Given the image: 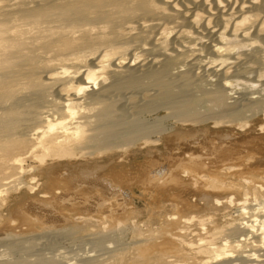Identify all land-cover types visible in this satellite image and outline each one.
Here are the masks:
<instances>
[{
  "label": "bare ground",
  "instance_id": "1",
  "mask_svg": "<svg viewBox=\"0 0 264 264\" xmlns=\"http://www.w3.org/2000/svg\"><path fill=\"white\" fill-rule=\"evenodd\" d=\"M258 61L264 62V0H0V205L8 191H19L0 219V230L13 239L4 249L19 254L0 264H264L260 248L236 258L224 247L199 260L178 244L177 256L170 255L160 247L161 222L137 243L124 242L125 230L116 232L129 224L142 233L130 221L135 184L144 194L151 185L171 194L175 206L185 204L177 191L196 193V203L183 206L192 212L231 204L234 196L221 192L236 188L233 175L247 183L264 175L263 125L256 132L175 135L141 119L164 109L167 118L197 120L199 102L209 104L215 119L256 109L264 80L251 81L257 69L247 72V64ZM234 86L243 92L230 93ZM153 131L163 134V146L145 154L147 170L138 180L122 156L78 160L89 142L108 147L136 135L152 141ZM251 188L262 195L264 184ZM257 205L264 212V200ZM173 214L174 239L198 229H190L195 215ZM248 217L238 227L264 245V220ZM76 238L89 246L59 251L60 239Z\"/></svg>",
  "mask_w": 264,
  "mask_h": 264
},
{
  "label": "rangeland",
  "instance_id": "2",
  "mask_svg": "<svg viewBox=\"0 0 264 264\" xmlns=\"http://www.w3.org/2000/svg\"><path fill=\"white\" fill-rule=\"evenodd\" d=\"M207 25V24H206ZM206 25L202 26V30H206ZM192 42L188 41L186 46L191 45ZM256 67V68H254ZM257 69V71H253V75L250 80L252 81L255 79L256 81L264 80V62L258 61L257 64L253 62H248L247 64V72ZM243 92V88L239 86H234L230 93L234 95H238ZM198 94V93H197ZM157 100L150 99L149 102L152 105L157 106ZM198 108L200 112V117L197 120H176L174 118H167L165 117L166 112L164 109H159L157 111H153L147 113L145 111L142 113L141 119L150 122L151 127L153 130H159L160 128H164L166 131L173 133L175 135L181 133H188V134H195L198 132H202L204 129L210 130H230L235 129L236 131L240 130H253L256 132L258 131V125L264 126V102L263 105L258 106L256 109H249V108H240L235 111H232L230 115L221 119H215L214 117L210 116V108L209 104L206 102L198 103ZM162 118L160 123H157L158 118ZM150 139L152 141H148L140 135H136L132 137L130 140H125L121 138L119 141L113 142L112 145L108 147L102 146L100 141H92L88 143L87 152L83 153L78 160L81 161L82 164L100 162V163H107L110 159L117 160V157L122 156L125 159L127 167H129L131 174L134 175L138 180L137 177L142 174L145 170H147V165H143L145 163V154L159 151L162 149L163 146V134H159L156 131L149 133ZM100 144V145H97ZM77 153H80L79 150H76ZM152 154V153H151ZM140 162V163H139ZM142 162V163H141ZM28 164H34L32 162H28ZM245 166V165H244ZM244 166H240L238 171H245ZM242 167V168H241ZM264 168V166H260V168ZM133 171V172H132ZM131 175V176H133ZM240 176V175H239ZM238 176V174L233 175L231 181H233L237 186H242L239 188L236 186L234 189H229L222 191V195H233L234 200L233 202L220 204L214 208H203L204 206H198L196 210H191L192 212H186L188 209H183L184 205H191V203H196L194 200L195 194L185 193L182 191H177V198L185 204L175 206L173 196L170 194H166L163 192H153L155 189L154 185L149 186L148 189L152 190L151 193H142L137 184L131 186L134 193V199L132 197L131 202L134 208V213L131 215L133 218H130V221L135 220L138 222L142 229V233L140 235H136L132 225L124 224L121 226V229L116 231L117 233L122 232L125 230L124 242H130L134 240L141 239V236L150 235L148 234V230L153 228L154 230L158 228L159 222H161L163 228V239L166 243L161 242L160 247L163 249H168L170 251V255L177 256L175 253L176 246H181L182 250L185 252H192L197 256V259H207L209 255L213 254L214 251L220 252L222 248L227 247L230 252L236 254V258L242 256L243 252H252L257 251L260 248V252L264 251V245H261L262 242H259V239L256 238V241L252 242L251 240H247L248 234L251 231H246L241 227H238L239 222L242 218L250 220L251 218L248 216H255L261 220H264V212L262 210L257 209V203L264 200V189L262 191V195L256 193V196L252 193V185L256 184H264V175H258V173L253 174L256 178L253 182L247 183V181H243L244 179ZM260 176V177H259ZM29 177V176H28ZM36 178H38L36 176ZM184 179V175L182 177ZM241 180V181H240ZM257 180V181H256ZM261 182H260V181ZM114 181V180H113ZM122 184L124 185L125 181L121 180ZM119 182V181H118ZM258 182V183H257ZM260 182V183H259ZM41 183V180L38 181ZM113 184V183H112ZM116 184V183H115ZM119 186V184L117 183ZM241 185V186H240ZM137 188V189H136ZM208 191V190H205ZM245 191H247V195L244 196ZM19 192V191H18ZM13 189L8 191L7 196L8 199L2 205H0V219H3L7 216L8 209L15 204L14 196H19V193ZM117 191H114L113 194H116ZM176 192V193H177ZM230 192V193H228ZM120 192H117L119 195ZM227 193V194H226ZM189 196H188V195ZM137 196V197H136ZM19 198V197H17ZM172 198V199H171ZM196 198H198L196 196ZM134 201V202H133ZM191 201V202H190ZM173 202V203H172ZM203 202V201H201ZM263 203V202H262ZM131 204V206H132ZM173 205V206H172ZM202 205V204H200ZM192 206V205H191ZM245 207V211H242V207ZM137 209V210H136ZM194 212V213H193ZM91 212H89L90 214ZM176 217H187L188 215H195L194 222H192L190 229H193L196 226L198 229L194 227L196 230H191L189 234H187L185 239L176 240L174 239L178 232L176 231V219H169L171 214ZM199 221V222H198ZM195 223L197 225H195ZM131 224H133L131 222ZM128 226V227H127ZM124 227V228H123ZM183 230H180L182 232ZM124 232V231H123ZM2 234V235H1ZM8 237V238H7ZM227 237L228 242L227 246L224 245V238ZM4 238V239H3ZM244 238V239H243ZM82 239V240H81ZM76 238L75 241L70 242L67 240H59L60 247H63L59 251L63 250L64 248L68 247L67 250H75V249H83L87 248L89 245H86L84 239ZM13 239L9 238V236L0 230V259H7L8 260H15L18 256V251H11L7 252L4 249V242L9 243ZM62 240V241H61ZM36 242H42L40 240ZM64 242V243H63ZM80 242V243H79ZM185 242L191 243L192 246L190 249L186 248ZM137 243V242H135ZM70 244V245H69ZM62 245V246H61ZM75 245V246H74ZM155 249H158V246H153ZM3 249V250H2ZM262 249V250H261ZM150 250V248H149ZM149 250L146 254L149 253ZM69 251V253H71ZM18 254H17V253ZM259 252V253H260ZM4 253V254H3ZM7 253V254H6ZM9 254L11 256H9ZM14 254V255H13ZM8 255V256H7ZM15 256V257H14ZM15 258V259H14ZM6 259V260H7ZM230 264H256L254 262H240L239 259H234L230 262ZM263 264V262L258 263Z\"/></svg>",
  "mask_w": 264,
  "mask_h": 264
}]
</instances>
